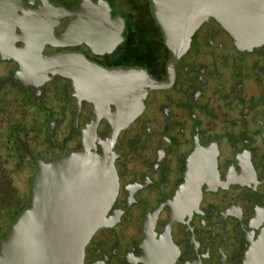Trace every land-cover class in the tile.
Listing matches in <instances>:
<instances>
[{
    "label": "flooded vegetation",
    "instance_id": "flooded-vegetation-1",
    "mask_svg": "<svg viewBox=\"0 0 264 264\" xmlns=\"http://www.w3.org/2000/svg\"><path fill=\"white\" fill-rule=\"evenodd\" d=\"M20 1L25 10L47 11L54 36L75 20L80 3L89 11L98 5L104 13L84 14L82 33L46 44L43 53L140 69L153 82L114 140L113 223L91 236L83 264H264V42L239 48L209 17L172 61L150 0ZM16 67L0 59V142L19 162L35 171L37 160L81 151L88 125L97 138L109 133L103 116L92 125L93 105L77 102L71 79L23 85L12 75ZM31 177L20 201L0 156V240L30 202Z\"/></svg>",
    "mask_w": 264,
    "mask_h": 264
},
{
    "label": "water",
    "instance_id": "water-1",
    "mask_svg": "<svg viewBox=\"0 0 264 264\" xmlns=\"http://www.w3.org/2000/svg\"><path fill=\"white\" fill-rule=\"evenodd\" d=\"M150 3L172 61L187 50L192 34L209 17L233 37L239 48L264 42V0ZM91 6L89 11L80 3L73 13L75 20L54 36L52 28L56 22L46 19L45 9L25 10L20 0H0V59L16 62L13 77L23 85L35 87L55 75L69 78L77 102L83 99L93 105L92 125L101 116L111 125L102 139L94 136L88 125L82 131L81 151L36 161L30 181V202L0 240V264H83L84 247L91 236L113 223L107 216L118 186L113 143L119 131L142 110L143 99L153 82L140 69L106 70L79 53H43L46 44H63L62 41L82 33L78 30L85 23L84 14L104 13L98 5ZM59 11L51 12L57 17ZM36 21L41 24L37 29L32 27ZM28 23V27L23 26ZM16 27L20 33H15ZM17 40L23 45L15 46ZM110 105L114 106L112 111ZM94 140L101 145L102 153L91 150Z\"/></svg>",
    "mask_w": 264,
    "mask_h": 264
},
{
    "label": "rangeland",
    "instance_id": "rangeland-1",
    "mask_svg": "<svg viewBox=\"0 0 264 264\" xmlns=\"http://www.w3.org/2000/svg\"><path fill=\"white\" fill-rule=\"evenodd\" d=\"M2 131L1 134H4ZM0 156L11 178L13 189L16 191L17 199L24 201L28 192L29 178L34 173V166L30 162H19L15 156L11 155L9 147L7 148L0 142ZM33 172V173H32Z\"/></svg>",
    "mask_w": 264,
    "mask_h": 264
}]
</instances>
